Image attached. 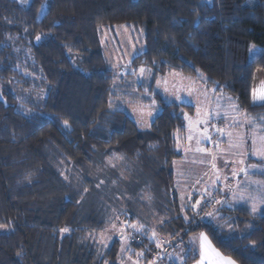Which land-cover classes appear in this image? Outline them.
<instances>
[{
	"label": "trees",
	"instance_id": "obj_1",
	"mask_svg": "<svg viewBox=\"0 0 264 264\" xmlns=\"http://www.w3.org/2000/svg\"><path fill=\"white\" fill-rule=\"evenodd\" d=\"M245 2L0 0V64L15 57L7 35L17 33L41 79L0 69V264H120V237L103 249L95 241L113 203L108 184L120 183L117 171L103 168L112 157L121 160L118 171L151 181L157 199L164 198L160 208L170 218L157 231L172 243L165 251L204 232L238 264H264V215L251 214L248 204L225 208L221 220L230 219L232 232H219L205 215L191 224L183 216L173 162L182 156L177 143L187 132L185 113L195 106L168 104L155 87L167 71L197 77L232 95L264 133V102L253 101L264 90V0ZM122 24L145 42L131 66L152 74L137 93L129 92L133 85L115 86L118 75L102 43L103 28ZM251 45L260 49L254 60ZM118 88L129 99L153 94L161 110L149 129L113 106ZM96 167L109 169L103 179L91 172ZM150 236L130 240V254L144 263L159 253ZM196 258L189 254L184 264Z\"/></svg>",
	"mask_w": 264,
	"mask_h": 264
},
{
	"label": "rangeland",
	"instance_id": "obj_2",
	"mask_svg": "<svg viewBox=\"0 0 264 264\" xmlns=\"http://www.w3.org/2000/svg\"><path fill=\"white\" fill-rule=\"evenodd\" d=\"M255 2L256 0H247L245 3L253 5ZM101 37L109 65L118 75L115 86L118 84L133 85L129 92L137 93L138 84L152 77L146 67L140 66L136 71L131 66L134 57L145 51L143 36L135 28L122 24L103 28ZM7 40L13 44L15 57L10 59V64L3 66L0 64V69L10 67L13 72L18 70L33 78L35 82L41 80L33 71L35 65L31 61V51L30 49L23 50L20 36L17 33L8 34ZM3 51V46H1L0 53ZM259 53L258 46L251 45L249 60H254ZM1 60L4 59L0 57ZM141 67L147 70L143 75L140 74ZM18 76L15 75L14 78ZM155 87L172 102L195 106L193 114L185 113L187 132L184 138H178L177 143L178 151L182 156L173 162L175 188L180 198L183 216L189 221L196 215L191 206L200 201L196 210L198 216L215 213L220 218V225L227 224L232 228L230 219L223 222L221 220L224 216L228 217L225 208L229 206H222L216 201H228L235 206L244 202L233 200L234 193L236 195L243 193L246 197L257 201L264 194V178L257 176L264 172V157L257 155L262 138H264V133L260 130L261 125L239 107L232 95L223 91L219 92L217 88L203 84L193 76L177 71H167L156 78ZM122 89L118 88L121 98L118 97L119 100L113 106L125 110L141 129H149L154 117L161 110L153 94L149 90L143 92L148 97V101H144L142 95L139 99H129L123 95L127 94V91L124 92ZM173 89H175V96L172 94ZM42 94H44L42 97H46L47 93ZM176 96L181 99H176ZM37 98H41L39 92H37ZM205 137H210V139ZM120 161L117 157H112L107 158L106 163L103 164V168L114 169L110 170L111 172L117 171L120 183L115 180L108 184L113 195L111 196L113 203L106 217L105 229L95 237V241L103 249L109 246L115 237H120L122 242L117 260L120 264H137V262L138 264H151L153 261L155 264H183L187 258L185 253L189 250L190 238L197 235L193 234L186 240L176 242L171 250L165 251V245H172V243L157 231L158 225L170 218V215L161 211L160 208L164 198L157 199L151 181L144 182V180L118 171ZM96 168L91 172L102 179L109 171L108 169L99 172L100 168ZM76 178L79 179L77 174ZM105 184L101 180L99 186H105ZM163 196L166 197V195ZM259 208L258 204L257 214L260 213ZM133 218L134 221H132ZM209 220L213 221L212 218L207 217V221ZM133 225H143L145 231L138 232L132 227ZM246 228L249 229L250 226ZM224 230L229 231V228L225 227ZM141 233L151 234L150 238L155 240L157 245L159 244V253L146 263L130 254V240L133 235H141ZM153 233H155L154 237Z\"/></svg>",
	"mask_w": 264,
	"mask_h": 264
},
{
	"label": "snow or ice",
	"instance_id": "obj_3",
	"mask_svg": "<svg viewBox=\"0 0 264 264\" xmlns=\"http://www.w3.org/2000/svg\"><path fill=\"white\" fill-rule=\"evenodd\" d=\"M37 41H39L41 39V37L37 36L36 37ZM147 71L145 68L141 67L140 68V74L143 75L144 72ZM159 84V81L157 82ZM166 83V81H165ZM165 91L167 92V89H165ZM173 96L176 95L175 93V89H173ZM176 99H181L179 96H176ZM165 100L168 104L172 103L171 100H168L167 97H165ZM253 101H260V102H264V90H261V92L259 94H256L255 92L253 93ZM65 124H67V122H65ZM207 131V129L205 128V132ZM219 131V130H217ZM206 139H210V137H205ZM189 139H191V137H189ZM204 151H208L207 149H204ZM257 155L264 157V138H262V142H261V147L260 150L257 152ZM255 167V166H253ZM233 200L240 202L243 201L245 204H250V213L255 215L258 212V204L260 205L259 211L261 215H264V194L261 195V197L259 198V200L257 201L254 198L251 197H246L243 193L236 195L235 193L233 194ZM209 203L211 202V198L208 201ZM216 203L218 204H222L223 205H227L229 207H232L234 205H232L230 202L228 201H216ZM200 205V201H197L195 205H192L191 208L193 210L194 213H196V215H194L190 220L189 223L191 224L193 221H195L198 217V212L196 211L197 208ZM205 217H210L212 218L214 224L213 227L215 228L216 226H219V232L223 233V230L225 227L229 228V232L234 231V229H232L230 227V225H220L219 224V219L215 213H205ZM205 217H199L200 221L202 222ZM187 219V218H186ZM136 231L138 232H144V226L143 225H133L132 226ZM63 231H68V229H64ZM215 234V233H214ZM155 236V233H153V237ZM198 242V243H197ZM159 247V244L157 245ZM189 254L191 255H196L199 254L200 259L198 261H196V264H237V261L232 259L231 257L225 258L212 244V241L210 240L209 236L207 233H200L199 237H192L190 238L189 241V250L188 252L185 253V256H188ZM138 264V262H137ZM151 264H155V261L151 262Z\"/></svg>",
	"mask_w": 264,
	"mask_h": 264
},
{
	"label": "crops",
	"instance_id": "obj_4",
	"mask_svg": "<svg viewBox=\"0 0 264 264\" xmlns=\"http://www.w3.org/2000/svg\"><path fill=\"white\" fill-rule=\"evenodd\" d=\"M195 78H197V77H195ZM198 79V78H197ZM198 81H201L203 84H206L203 80H200V79H198ZM119 93V92H118ZM123 95H125V94H123ZM118 97H120L119 95H118ZM118 97H116L117 99L116 100H114L115 102H117L119 99H118ZM121 98V97H120ZM262 174H264V172H261L260 174H257V176L259 177V178H262L260 175H262ZM200 233H202V232H196V233H192L191 235H197L196 237H199V235H200ZM204 233V232H203ZM190 235V236H191ZM210 238V237H209ZM211 240V239H210ZM198 243V242H197ZM212 244H213V242H212ZM214 245V244H213ZM214 247H215V245H214ZM216 248V247H215ZM217 249V248H216ZM218 250V249H217ZM219 251V250H218ZM220 252V251H219ZM221 253V252H220ZM225 258H228V256H225L223 253H221ZM197 255V258L195 259V260H193L190 264H196V261H198L199 259H200V256H199V254H196ZM185 263V262H184ZM183 263V264H184ZM238 264V263H237Z\"/></svg>",
	"mask_w": 264,
	"mask_h": 264
}]
</instances>
